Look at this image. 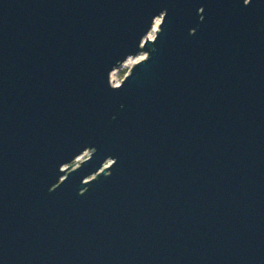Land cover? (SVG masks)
<instances>
[{"label":"water","instance_id":"1","mask_svg":"<svg viewBox=\"0 0 264 264\" xmlns=\"http://www.w3.org/2000/svg\"><path fill=\"white\" fill-rule=\"evenodd\" d=\"M0 264H264V0H0Z\"/></svg>","mask_w":264,"mask_h":264},{"label":"rangeland","instance_id":"2","mask_svg":"<svg viewBox=\"0 0 264 264\" xmlns=\"http://www.w3.org/2000/svg\"><path fill=\"white\" fill-rule=\"evenodd\" d=\"M161 23V19H159V25ZM156 37V35H155ZM133 66H122L119 69H116L112 74H111V83L113 85L121 84L124 78L128 75L129 71L131 70ZM115 73V74H114ZM114 74V75H113ZM89 157V155H85L81 157V160H86ZM74 166H78V163H76Z\"/></svg>","mask_w":264,"mask_h":264},{"label":"bare ground","instance_id":"3","mask_svg":"<svg viewBox=\"0 0 264 264\" xmlns=\"http://www.w3.org/2000/svg\"><path fill=\"white\" fill-rule=\"evenodd\" d=\"M157 31H159V19L156 21V24L154 26V29L151 31V33L149 34V38L151 40L155 39V35L157 33ZM146 58L145 54H142L136 58H129L125 63H124V67L126 66H134L135 63H139L140 61L144 60ZM115 74V73H114ZM113 74V75H114ZM120 84H117L115 86H119Z\"/></svg>","mask_w":264,"mask_h":264}]
</instances>
